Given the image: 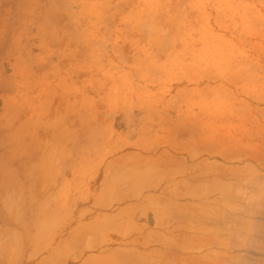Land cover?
I'll return each mask as SVG.
<instances>
[{
    "label": "rangeland",
    "instance_id": "rangeland-1",
    "mask_svg": "<svg viewBox=\"0 0 264 264\" xmlns=\"http://www.w3.org/2000/svg\"><path fill=\"white\" fill-rule=\"evenodd\" d=\"M263 183L264 0H0V264H264Z\"/></svg>",
    "mask_w": 264,
    "mask_h": 264
},
{
    "label": "bare ground",
    "instance_id": "bare-ground-1",
    "mask_svg": "<svg viewBox=\"0 0 264 264\" xmlns=\"http://www.w3.org/2000/svg\"><path fill=\"white\" fill-rule=\"evenodd\" d=\"M233 177H234V176H233ZM192 178H193V177H192ZM226 178H227V176H226ZM228 178H229V177H228ZM231 178H232V177H231ZM250 179H251V178H250ZM258 179H259V178H257V179L255 178V180H258ZM260 179H261V178H260ZM220 181H223V180L221 179ZM251 181H253V180H251ZM253 182H254V181H253ZM237 183H238V182H237ZM254 183H255V182H254ZM219 184H220V183H219ZM222 184H223V183H222ZM231 184H232V183H231ZM263 184H264V183H263ZM227 185H228V184H227ZM254 185H255V184H253V186H254ZM259 185H260V184H259ZM247 187H248V186H247ZM262 187H264V186L262 185L261 188H259V189H261V192L264 193V191H262ZM250 188H251V187H250ZM256 188H257V187H256ZM210 189H211V188H210ZM217 189H218V188H217ZM240 189H241V188H240ZM257 189H258V188H257ZM210 191H212V190H210ZM258 191H259V190H258ZM201 192H202V191H201ZM173 193H174V192H173ZM197 193H198V192H197ZM199 193H200V192H199ZM205 193H206V192H205ZM228 193H229V192H228ZM244 193H245V192H244ZM244 193H243V194H244ZM258 193H259V192H258ZM245 194H246V193H245ZM189 195H190V194H189ZM192 195H193V194H192ZM201 195H202V194H201ZM230 195H231V194H230ZM230 195H229V196H230ZM235 195H236V194H235ZM258 195H259V194H258ZM199 196H200V195H199ZM238 197H239V196H238ZM257 197H260V198H261V196H257ZM257 197H256V198H257ZM256 198H255V200H257ZM218 199H219V198H218ZM247 199H248V197H247ZM250 199H251V198H250ZM234 200H235V199H234ZM241 200H242V199H241ZM245 200H246V199H245ZM253 200H254V199H253ZM259 200H261V199H259ZM220 201H221V200H220ZM238 201H239V200H238ZM243 201H244V200H243ZM248 201H249V200H248ZM251 201H252V200H251ZM251 201H250V202H251ZM245 202H246V201H245ZM254 202H255V201H254ZM173 203H174V202H173ZM246 203H247V202H246ZM255 203H257V201H256ZM258 203H259V202H258ZM239 204H240V203H239ZM241 204H242V203H241ZM243 204H244V202H243ZM174 205H175V204H174ZM183 205H184V204H183ZM189 206L191 207V205H189ZM248 206H249V205H248ZM257 207H258V206H257ZM179 208H180V207H179ZM179 208H178V210H179ZM213 208H214V207H213ZM240 208H241V207H240ZM240 208H239V210H237V211L240 212V211L242 210V209L240 210ZM245 208H246V207H245ZM245 208H243V209H245ZM250 208H252V209H257L255 206H254V207H251V205H250ZM231 209H232V208H231ZM234 209H235V208H234ZM246 209H247V208H246ZM180 210H181V209H180ZM182 210H183V209H182ZM187 210H188V209H187ZM247 210H249V209H247ZM260 210H264V207H260ZM185 211H186V209L184 210V212H185ZM192 211H193V210H192ZM212 211H213V210H212ZM225 211H226V210H225ZM243 211H244V210H243ZM243 211H242V212H243ZM173 212H174V211H173ZM177 212H178V211H177ZM182 212H183V211H182ZM188 212H189V214H190V211H188ZM196 212H197V211H196ZM199 212H200V211H199ZM205 212H206V211H205ZM215 212H216V210H215ZM222 212H223V211H222ZM234 212H235V211H234ZM245 212H246V211H245ZM245 212H244V213H245ZM249 212L251 213L252 211L249 210ZM249 212H248V213H249ZM170 213H172V212L170 211ZM170 213H169V214H170ZM192 213H193V212H192ZM218 213H220V212H218ZM240 213H241V212H240ZM244 213H243V214H244ZM246 213H247V212H246ZM253 213H254V212H253ZM253 213H251V214H253ZM167 214H168V213H167ZM172 214H174V213H172ZM189 214H186V216H188ZM191 215H192V214H191ZM194 215H195V214H194ZM198 215H199V214H198ZM217 215H218V214H217ZM220 215H224V213H223V214L220 213ZM244 215H246V214H244ZM249 215H250V214H249ZM184 216H185V215H184ZM204 216H205V215H204ZM253 216H254V215H253ZM257 216H258V215H257ZM199 217H200V216H199ZM234 217H235V216H234ZM234 217H233V218H234ZM239 217L241 218V216H238V217H236V218L238 219ZM242 217H243V216H242ZM189 218H190V217H189ZM194 218H195V217H194ZM201 218H202V217H201ZM208 218H209V217H208ZM208 218H207V219H208ZM229 218H230V217H229ZM240 218H239V219H240ZM210 219H211V218H210ZM237 219H236V220H237ZM241 219H244V218H241ZM241 219H240V220H241ZM245 219L248 220L249 218H245ZM245 219H244V220H245ZM202 220H203V219H202ZM208 220H209V219H208ZM236 220H235V221H236ZM212 221H213V220H212ZM242 221H243V220H241V222H242ZM195 222H196V221H195ZM203 222H204V221H203ZM211 223H212V222H211ZM172 224H173V223H172ZM237 224H239V223H237ZM246 224H248V223H246ZM242 225H244V224H242ZM237 226H239V225H237ZM244 226H245V225H244ZM245 227L248 228L249 226L246 225ZM176 228H177V227H176ZM176 228H175V229H176ZM240 228H241V227H240ZM210 229H211V228H210ZM250 229H251V227H250ZM243 230H244V229H243ZM213 231H214V230H213ZM245 231H246V230H245ZM203 232H205V231H203ZM208 232H209V231H208ZM233 232H234V231H233ZM247 232H248V231H247ZM180 233H181V232H180ZM249 233H250V232H249ZM234 234H235V233H233V235H234ZM235 235H236V234H235ZM178 236H179V235H178ZM221 236H222V235H221ZM201 237H203V236H201ZM263 237H264V236H263ZM204 238H206V237H204ZM215 238H216V237H215ZM208 239H209V238H208ZM181 240H182V239H181ZM189 240H190V239H189ZM201 240H202V239H201ZM234 240H235V239H234ZM181 242H182V241H181ZM190 242L192 243V240H190ZM205 242H207V241H205ZM214 242H215V241H214ZM214 242H213V243H214ZM217 242H218V241H217ZM224 242H228V241H224ZM229 242H230V241H229ZM238 242H241V240L238 241ZM218 243H220V242H218ZM242 243H243V242H242ZM220 244H222V242H221ZM227 244H228V243H227ZM246 244H247V243H246ZM263 244H264V242L262 243V245H263ZM202 245H203V244H202ZM208 245L210 246V243H209V242H208ZM213 245H214V244H213ZM215 245H216V244H215ZM223 245H224V244H223ZM223 245H221V247H222ZM225 245H226V244H225ZM225 245H224V246H225ZM235 245H236V244H235ZM250 245H251V244H250ZM262 245H260V246H262ZM188 246H189V245H188ZM218 246H219V245H218ZM230 246L233 247V245H230ZM230 246H229V247H230ZM260 246H258V247H260ZM203 247H204V245H203ZM226 247H227V246H226ZM235 247H238V246L236 245ZM227 248H228V247H227ZM238 248H239V247H238ZM238 248H237V249H238ZM243 248H244V247H243ZM243 248H241V249H243ZM247 248H248V247L246 246V249H247ZM262 248H264V246H262ZM262 248H261V249H262ZM230 249H233V248H230ZM262 250H263V249H262ZM181 251H182V250H181ZM213 251H214V250H213ZM239 251H240V250H239ZM216 252H217V251H216ZM216 252H215V255H217V254L219 255V253H216ZM210 253H211V252H210ZM213 253H214V252H212V254H213ZM220 253H222V252L220 251ZM259 253H262V251H260ZM263 254H264V253H263ZM198 256H199V255H198ZM200 256H201V255H200ZM200 256H199V257H200ZM222 256H225V255H222ZM226 256H231V255H226ZM226 256H225V257H226ZM244 256H245V255H244ZM233 257H234V255H233ZM205 258H206V257H205ZM205 258H203V259H205ZM213 258H214V257H213ZM234 258H235V257H234ZM203 259H202V260H203ZM154 260H155V259H153V261H154ZM156 260L159 261V259H156ZM197 260H198V259H197ZM206 260H207V259H206ZM209 260H211V259H209ZM232 260H234V259H232ZM232 260H231V261H232ZM220 261H221V260H220ZM234 261L237 262V259H235ZM193 262H194V261H193ZM212 262H214V261H212ZM222 262H225V263L227 262L226 264L229 263L228 261H222ZM232 262H233V261H232ZM262 262H263V260H262ZM108 263H109V262H108ZM151 263L154 264V262H151ZM155 263H157V262H155ZM215 263H217V261H216ZM219 263H220V262H219ZM106 264H107V263H106ZM113 264H114V263H113ZM157 264H160V263H157ZM163 264H164V263H163ZM230 264H231V263H230Z\"/></svg>",
    "mask_w": 264,
    "mask_h": 264
}]
</instances>
